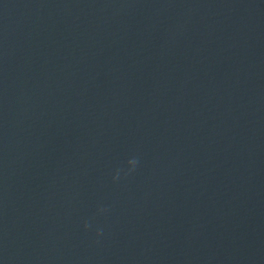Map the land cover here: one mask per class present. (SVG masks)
Returning a JSON list of instances; mask_svg holds the SVG:
<instances>
[{"label":"clouds","instance_id":"clouds-1","mask_svg":"<svg viewBox=\"0 0 264 264\" xmlns=\"http://www.w3.org/2000/svg\"><path fill=\"white\" fill-rule=\"evenodd\" d=\"M127 163H128V165L130 166L129 169H128V171H129V173H131L132 171L135 170L136 166H137L138 163H139V160H138L137 157H132L131 159H129V160L127 161ZM120 171H121V170H119V169L116 171V174L113 176V181H117V180L120 178ZM99 211L103 213V212L107 211V209L101 207V208L99 209ZM84 227H85L86 229L90 227V225H89V223H88L87 221L85 222ZM96 235H97V236L102 235V229H101V230H98L97 233H96Z\"/></svg>","mask_w":264,"mask_h":264}]
</instances>
